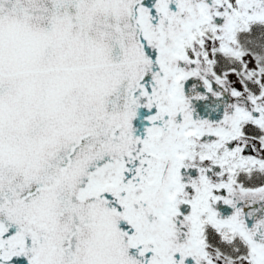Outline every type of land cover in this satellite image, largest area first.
I'll list each match as a JSON object with an SVG mask.
<instances>
[{
	"label": "snow or ice",
	"instance_id": "snow-or-ice-1",
	"mask_svg": "<svg viewBox=\"0 0 264 264\" xmlns=\"http://www.w3.org/2000/svg\"><path fill=\"white\" fill-rule=\"evenodd\" d=\"M0 264H264V0H0Z\"/></svg>",
	"mask_w": 264,
	"mask_h": 264
}]
</instances>
